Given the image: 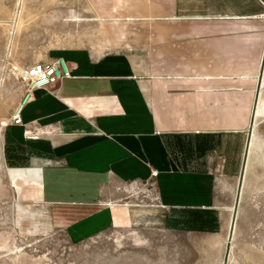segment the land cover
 <instances>
[{
  "label": "crops",
  "instance_id": "0c3cea01",
  "mask_svg": "<svg viewBox=\"0 0 264 264\" xmlns=\"http://www.w3.org/2000/svg\"><path fill=\"white\" fill-rule=\"evenodd\" d=\"M105 16V48L56 51L68 76L2 128L24 232L31 220L32 236L75 243L138 226L223 237L219 193L247 168L264 108V0H114Z\"/></svg>",
  "mask_w": 264,
  "mask_h": 264
},
{
  "label": "rangeland",
  "instance_id": "374dc122",
  "mask_svg": "<svg viewBox=\"0 0 264 264\" xmlns=\"http://www.w3.org/2000/svg\"><path fill=\"white\" fill-rule=\"evenodd\" d=\"M19 1L0 0V264H140L147 258L165 264H264V108L254 116L247 168L228 191L219 193L228 227L223 237L162 239L156 230L138 226L113 228L75 243L60 230H52L50 236H32L40 233L28 231L33 224L28 218V234L24 232L28 221L15 208L1 159L2 128L20 105L24 89L19 71H28L66 48L104 49L107 37L101 24L109 22L105 15L114 0H24L20 23L12 31ZM74 16L82 21H74ZM142 190L139 186L135 191L142 194ZM136 236L151 248L148 256L134 249L138 242L131 239ZM159 249L166 250L164 257L157 256Z\"/></svg>",
  "mask_w": 264,
  "mask_h": 264
},
{
  "label": "built area",
  "instance_id": "2783aa9c",
  "mask_svg": "<svg viewBox=\"0 0 264 264\" xmlns=\"http://www.w3.org/2000/svg\"><path fill=\"white\" fill-rule=\"evenodd\" d=\"M68 76V69L61 57H54L48 62H37L33 64L27 72L26 77H19L24 84L20 105L15 109V113L10 117L12 123H20L19 113L25 103L33 99V93L38 88H45L50 83ZM155 175V172H151Z\"/></svg>",
  "mask_w": 264,
  "mask_h": 264
},
{
  "label": "bare ground",
  "instance_id": "6f19581e",
  "mask_svg": "<svg viewBox=\"0 0 264 264\" xmlns=\"http://www.w3.org/2000/svg\"><path fill=\"white\" fill-rule=\"evenodd\" d=\"M23 2H24V0H20V1H19L20 11H19L18 14H16V16H18V17H17V20H15V21L13 22L14 27L12 28V31H16V29H17V27H18V25H19V23H20V15H21V13H22ZM15 19H16V17H15ZM74 19L76 20L75 16H74ZM74 19H73V20H74ZM9 32H10V30H9ZM12 39H13V38H12ZM27 72H28L27 70H26V71H24V70L19 71L20 75L23 76V77H26ZM240 189H241V188H240Z\"/></svg>",
  "mask_w": 264,
  "mask_h": 264
}]
</instances>
